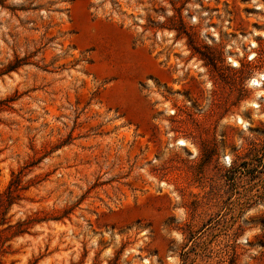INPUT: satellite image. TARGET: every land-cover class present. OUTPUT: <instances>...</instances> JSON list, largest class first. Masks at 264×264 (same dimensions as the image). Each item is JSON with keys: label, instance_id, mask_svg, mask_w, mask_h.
<instances>
[{"label": "rangeland", "instance_id": "1", "mask_svg": "<svg viewBox=\"0 0 264 264\" xmlns=\"http://www.w3.org/2000/svg\"><path fill=\"white\" fill-rule=\"evenodd\" d=\"M15 57L0 264H264V0H0Z\"/></svg>", "mask_w": 264, "mask_h": 264}, {"label": "trees", "instance_id": "2", "mask_svg": "<svg viewBox=\"0 0 264 264\" xmlns=\"http://www.w3.org/2000/svg\"><path fill=\"white\" fill-rule=\"evenodd\" d=\"M25 62L22 58L15 57L13 61L8 62L4 67L0 68V76L6 74L8 72L16 70L18 67L23 65ZM14 98L8 97L5 99H0V112L9 108V102ZM39 159L30 161L28 164H25L22 168H20L14 176L11 177L6 189L0 192V226H5L0 229V248H2L3 243L8 239L7 236L3 234L4 231L12 229V235L23 233L27 230L29 224L33 221H37L41 218L34 217L28 218L22 222H17L15 224H9V220L6 217L7 211L9 207L16 202L19 198V194L17 192V188L19 187L21 177L23 175V170L26 167L34 165Z\"/></svg>", "mask_w": 264, "mask_h": 264}, {"label": "bare ground", "instance_id": "3", "mask_svg": "<svg viewBox=\"0 0 264 264\" xmlns=\"http://www.w3.org/2000/svg\"><path fill=\"white\" fill-rule=\"evenodd\" d=\"M236 64V63H235ZM252 84H254V85H257V86H262L263 84H264V73H262V74H259L257 77H254L253 79H252V82H251ZM260 91V90H259ZM260 96H262V97H264V95H260ZM256 105V104H255ZM237 120H238V122H241V123H244V125L246 126V122H244V121H242V119L238 116L237 117ZM177 144H179V146L181 145V146H186V142L185 141H183V140H179L178 141V143ZM148 263V260L147 259H143L140 263H138V264H147Z\"/></svg>", "mask_w": 264, "mask_h": 264}, {"label": "built area", "instance_id": "4", "mask_svg": "<svg viewBox=\"0 0 264 264\" xmlns=\"http://www.w3.org/2000/svg\"><path fill=\"white\" fill-rule=\"evenodd\" d=\"M253 57V55L252 56H249V59H251ZM235 65V64H234Z\"/></svg>", "mask_w": 264, "mask_h": 264}]
</instances>
